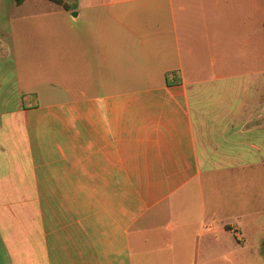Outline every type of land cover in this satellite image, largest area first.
Segmentation results:
<instances>
[{
    "label": "crops",
    "instance_id": "1",
    "mask_svg": "<svg viewBox=\"0 0 264 264\" xmlns=\"http://www.w3.org/2000/svg\"><path fill=\"white\" fill-rule=\"evenodd\" d=\"M0 264H264V0H0Z\"/></svg>",
    "mask_w": 264,
    "mask_h": 264
},
{
    "label": "trees",
    "instance_id": "2",
    "mask_svg": "<svg viewBox=\"0 0 264 264\" xmlns=\"http://www.w3.org/2000/svg\"><path fill=\"white\" fill-rule=\"evenodd\" d=\"M18 4L22 3L24 0H16ZM55 2H59V3H62L63 0H53Z\"/></svg>",
    "mask_w": 264,
    "mask_h": 264
},
{
    "label": "rangeland",
    "instance_id": "3",
    "mask_svg": "<svg viewBox=\"0 0 264 264\" xmlns=\"http://www.w3.org/2000/svg\"><path fill=\"white\" fill-rule=\"evenodd\" d=\"M69 1H72V0H69Z\"/></svg>",
    "mask_w": 264,
    "mask_h": 264
}]
</instances>
